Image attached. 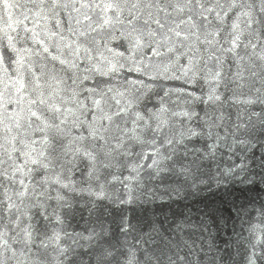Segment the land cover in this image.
Segmentation results:
<instances>
[{"label":"snow or ice","instance_id":"snow-or-ice-1","mask_svg":"<svg viewBox=\"0 0 264 264\" xmlns=\"http://www.w3.org/2000/svg\"><path fill=\"white\" fill-rule=\"evenodd\" d=\"M0 11V264H42L39 249L59 247L58 233H45L33 252L40 233L29 213L49 221L52 190L58 202L65 200L59 190L78 188L108 199V186L120 183L129 192L121 202H131L129 182L139 183L145 169L151 179L173 168L187 177L220 147L233 155L236 147H264V0H0ZM124 69L142 78L117 80ZM164 80L208 91L164 90L148 108ZM172 91L215 106L200 131L176 132L175 117L197 114L168 107ZM225 102L236 108L234 120L223 113ZM194 137L211 143L190 152L185 141ZM189 155L191 162H180ZM239 159L223 178L247 171L246 156ZM121 170L129 176L115 174ZM183 229L176 226L177 239L157 230L145 264H201L195 242L179 238ZM256 248L247 264H264ZM117 251L101 246L96 264H139L135 252L121 261Z\"/></svg>","mask_w":264,"mask_h":264},{"label":"water","instance_id":"water-1","mask_svg":"<svg viewBox=\"0 0 264 264\" xmlns=\"http://www.w3.org/2000/svg\"><path fill=\"white\" fill-rule=\"evenodd\" d=\"M0 15L4 13L0 11ZM115 43L119 44L118 41ZM146 54L151 56V53ZM125 78L135 80L142 77L124 69L117 80ZM158 83L163 85V90L157 87L155 92L149 94L148 108L158 103L164 96V90L182 89L197 96H205L208 91L206 86L201 91L200 86L185 85L181 80ZM220 92L222 98L229 95L223 87ZM164 99L166 105L177 113L192 111L197 114L192 120L175 117L176 132L187 127L200 131L205 111L211 113L215 110V106L201 101L193 102L178 91H172ZM222 111L225 116L231 115L235 119L236 108L228 102L223 104ZM252 111L259 112V106ZM185 143L191 152L193 149H203L211 141L194 137L191 142ZM136 151H140V148L137 147ZM235 153L238 155L220 147L214 159L198 160L193 166L192 175L187 177L173 168L151 179L150 176L154 174L145 169L139 183L129 182L131 202H121L129 199V192L120 183L108 186V199H98L78 188L75 192L59 190L65 200L58 202L55 199L57 191L52 190L50 195L54 198L47 201L50 220H42L35 209L29 213L34 217L32 223H38L40 233L36 245H33V252H37V245L45 238V233L51 235L56 232L60 237L59 247L52 244L47 249L40 248L42 264H96L100 247L110 244L117 247V256L121 261L132 251L139 264H145L146 250L156 251L159 241L157 230L177 239L176 226L183 224L179 238L189 244L195 242L194 255L199 256L201 264H247L253 243L257 244L258 253L264 251L259 246L264 240V233L260 231L264 228V147L254 143V147L246 152L236 147ZM239 156H246L247 171L223 178L222 174L227 168L240 163ZM192 159L189 155L187 160L181 157L180 162L189 163ZM163 163L171 167L169 162ZM115 174L122 179L129 176L127 170ZM76 178L82 179L79 174ZM171 187H181V195L173 193L169 197L166 193ZM56 216L60 217L62 223L56 221ZM0 221L6 223L3 217H0ZM93 233L98 235L93 236Z\"/></svg>","mask_w":264,"mask_h":264}]
</instances>
